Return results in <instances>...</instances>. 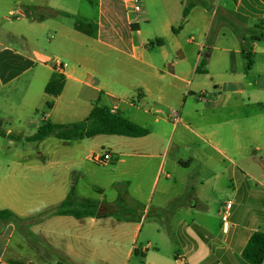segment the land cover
I'll return each mask as SVG.
<instances>
[{
    "label": "crops",
    "instance_id": "obj_1",
    "mask_svg": "<svg viewBox=\"0 0 264 264\" xmlns=\"http://www.w3.org/2000/svg\"><path fill=\"white\" fill-rule=\"evenodd\" d=\"M37 1L17 0L16 7H10L2 16L5 21L15 20L17 25L0 31V93L7 90L5 95L10 96L12 91L25 90L28 93L36 88L39 98L33 111L42 110L44 105L52 103L47 113L42 111L43 122L51 117H54L53 123L56 124L82 121L90 114L94 101L100 99L112 111H120L131 121L143 126L144 124L135 120L136 115L131 112L135 99L126 101L120 90H110L99 84L100 82L96 83L89 64L94 61V43L97 41L105 46L103 49L125 56L124 63L131 60L142 66H134L143 74L142 81L138 84L142 90L138 89L136 93L138 110L144 114H151L153 111V126L158 127L157 132L149 130L150 133L144 137L123 136L138 140L126 139V142L137 143L133 154L130 153L132 157H137L141 148L150 149L149 153H142L141 156L154 159L161 157L159 167L157 168V161L154 164V176L149 178L145 173L137 172L132 182L128 180L132 200L139 202V197L145 193L150 194L158 186L166 162V158L163 159L166 153L162 151L168 149L175 140L185 149L192 147L187 158L175 159V166L189 169L203 152L213 150L219 160L227 165L221 173L205 178L200 186L214 182L218 187V180L229 178L235 188V179L238 181L235 154L242 149V136H246L250 148H260L257 142L262 129L257 118L264 115V0H191L196 1V5L190 8L186 20H183V12L191 1L181 0L179 9L175 2L170 4V1L164 2V7H154L152 10L145 5L139 11L144 15L145 21H151L154 17L164 18L166 21L163 36L167 40L155 36L158 37L157 47H148L149 42L141 40L139 19L127 15V3L119 0L125 5L128 26L126 34L120 33L114 26L107 30L110 35L108 39L101 34L103 27L99 28L97 34L90 25L80 27L81 24H77L73 28H56L59 40L52 37L51 44L57 50L42 47L38 38V34L51 28L52 17L43 21L32 19L27 15L26 8L54 9L65 12L68 16L78 15V12L53 4L45 7ZM176 23H179L177 27ZM230 23L238 29L233 34L235 39L227 44L222 38H226L225 34L230 35L228 32L233 29ZM213 29L216 32L211 36ZM12 41H17L20 48ZM112 41L120 46L112 45ZM207 49L210 50L205 66L207 72L201 74L197 69ZM155 50L158 52L154 53ZM247 53L252 54L251 66L248 65ZM64 59L66 62H62ZM55 61L63 64L62 70L54 67ZM55 74L65 77L62 92L52 96L45 88L38 91L36 84L42 87ZM197 75L199 78L208 76L215 83L213 88L222 87L221 90L211 92L210 83L207 86L194 84L195 80L199 81ZM69 91L72 97L68 95ZM202 91L206 92V96L199 99ZM171 110L178 111L181 118L179 123L173 121ZM34 124L37 128L42 125L37 119L31 122V125ZM94 155L97 154H91L92 160ZM117 161L124 162V159ZM251 194L254 201H264L261 191L255 190ZM97 202L98 207H105L108 211L110 204ZM200 205V201L196 200V204L187 205V210L195 209L200 214L201 211L196 210L202 208ZM223 206L219 211V223L216 227L213 228L204 220L197 221L192 218L190 223L180 221L176 226L177 230L171 232L169 238L162 237L164 243L176 240L174 244L178 248L174 252L173 260L166 261L157 255L150 257L149 250L153 247L151 241H147L142 248L143 258L140 264H249L243 259L242 251L254 232H264V217L254 214L251 208L253 214H248L247 219L241 223L229 220L228 230L224 232L221 218ZM2 210L7 209L0 208ZM9 211L25 219L23 214ZM65 217L69 216H52L49 219L64 221ZM45 221L33 226L27 225L25 221L18 226L13 221L0 219V264H65L63 253L69 257L76 256L77 248L70 244L65 247L57 236L44 235L40 231L42 239H33L32 228L42 226ZM140 225L141 222L133 224L124 220L120 225L111 228L118 227L124 235L131 234L129 239L134 240ZM157 228L159 227L156 230ZM158 234L162 235L160 230ZM124 240H128V237ZM109 244L116 245L114 238ZM136 251L132 246L126 251L125 258H132ZM107 264L115 263L109 261Z\"/></svg>",
    "mask_w": 264,
    "mask_h": 264
},
{
    "label": "rangeland",
    "instance_id": "obj_2",
    "mask_svg": "<svg viewBox=\"0 0 264 264\" xmlns=\"http://www.w3.org/2000/svg\"><path fill=\"white\" fill-rule=\"evenodd\" d=\"M166 1H170V4L175 2V6L179 9L181 0H140V6L143 8L146 5L152 10L154 7H164ZM16 2L17 0H0V31L17 25L15 20L9 22L2 18L10 7H16ZM37 2L45 7L53 4L78 12V15L74 16L70 14V16L52 17L51 28L38 34L39 44L47 49H58L51 44L52 37L59 40L56 28H73L77 24H81L80 27L90 25L97 34L99 28L103 27L101 34L106 39L110 36L107 32L109 27L114 26L123 34L128 31L125 5L119 0L111 2L109 0H38ZM126 6L127 15L139 19L142 29L141 40L148 41V47H157L155 43L158 37L155 36L165 38L163 36L165 19L154 17L151 21H145L144 15L135 11L133 4L127 3ZM41 11L46 13L50 9ZM178 24L176 23L175 27ZM166 31L169 32L168 27ZM212 32H216V29ZM230 32H228L230 35L225 34L226 38H222L227 44L235 39L233 36L235 31L231 29ZM12 42L20 48L17 41ZM153 43L154 45H151ZM112 45L120 46L113 41ZM102 47L105 46L95 41L94 61L89 64L96 83L100 82L99 84L110 90H120L126 101L135 99V105L131 108L132 114L136 115L135 120L144 124L143 127L146 129L157 132L158 127L153 126L154 112L144 114L138 110L136 93L138 89L142 90L138 84L142 81L143 74L134 66L140 68L142 66L131 60L124 63L125 56L114 54ZM62 52L65 54L64 49ZM157 52L155 50L154 53ZM158 58L160 59L159 56ZM50 81L45 82L42 87L36 84L38 91L46 89ZM199 81L195 80L194 84L207 86L210 83L211 92L222 88H213L215 83L210 81L208 76H202ZM6 92L7 90L0 93V129L6 134V136L0 135V208L23 214L24 220H28L50 209L58 208L63 201L91 199L100 201L101 204L112 205L108 206V211L103 209L105 207L99 206L97 213L103 210L94 217L78 220L69 216L65 217L64 221L49 217L42 226L32 228L33 239H42L40 233L42 231L44 235L57 236L65 247L70 244L77 248L76 256L69 257L63 253L65 264H107L109 261L115 264H140L143 258L142 248L147 241H151L153 247L149 250L150 257L157 255L166 261H171L178 248L177 244H174L176 240H165L164 243L162 237L169 238V234L177 230L176 226L180 221L190 223L192 218L197 221L204 220L213 228L216 227L219 223L221 206L228 200L234 202L229 220L241 223L253 212L264 217V201H254L250 197L255 190L264 194V115L257 118L262 129L260 140L257 142L259 149L250 148L246 136H242V149L235 154L238 180L235 179V188L229 178L218 180L220 181L218 187L214 182L200 186V182L208 176L221 173L227 164L219 160L218 155L212 150L203 152L189 169L180 165L175 166L176 158H187L192 152V147L185 149L175 140L168 149L162 151L166 153L163 158H166V162L158 186L150 194L145 193L139 197V202H135L129 195L128 180L132 182L137 172L145 173L149 178L154 176V164L157 161L158 168L161 157L154 159L141 156L142 153L150 152L148 148H141L140 154L132 157L130 153L133 154L137 143L126 142V139L138 140L118 135H98L85 140L72 141H63L51 136L40 142L27 141V138L34 135L39 128L35 124L31 125V122L37 119L39 124H42V111L47 113L49 108L44 105L42 110L33 111V106L38 103L39 98L36 88L28 93L25 90L12 91L10 96H6ZM68 95L72 97L70 91ZM96 102L97 99L94 103ZM100 104L104 105V100ZM53 118L47 121L53 123ZM105 151H111L116 156L114 155L113 160L106 164L96 163L91 159L92 153L101 155ZM117 159H124V162H118ZM196 200L202 205V208L196 209L198 212L201 211L200 214L195 209L187 210V205L196 204ZM261 206L262 209L259 208ZM251 208L253 212L250 211ZM195 213L197 214L194 215ZM124 220L133 224L141 222L136 239H129L132 235H124L118 227L111 228L120 225ZM14 223L20 225V222ZM156 227L159 228L156 230ZM159 230L162 235L158 234ZM126 237L128 240L125 241ZM113 238L116 245L111 246L109 242ZM132 246L137 251L132 258L126 259V251Z\"/></svg>",
    "mask_w": 264,
    "mask_h": 264
},
{
    "label": "trees",
    "instance_id": "obj_3",
    "mask_svg": "<svg viewBox=\"0 0 264 264\" xmlns=\"http://www.w3.org/2000/svg\"><path fill=\"white\" fill-rule=\"evenodd\" d=\"M196 5V1H191L183 12V20H186L190 8ZM27 15L32 19L43 21L45 19L61 15L68 16L67 13L50 9L48 12H43L39 9L32 7L26 8ZM234 31L237 27L230 23ZM181 28V26H180ZM213 32L211 33L212 36ZM158 40L155 44H157ZM151 45H154L151 44ZM210 50L207 49L205 55L202 57L200 65L197 69L198 73H206L205 66L207 65ZM248 65L253 64L251 53H247ZM65 77L63 75L55 74L46 87V92L57 96L64 87ZM48 108L52 103H47ZM149 130L145 127L129 120L120 111H112L106 105L100 104V99L94 103L90 114L86 119L69 124H56L50 121H45L38 128L37 132L28 137L27 141H43L48 137L54 136L55 138L63 141L72 140H85L93 138L98 135H118L130 138H140L147 136ZM0 135L6 136L5 132L0 129ZM179 200V199H178ZM137 205L139 203H136ZM174 205V204H173ZM98 202L95 200L87 199L84 201H63L58 208L50 209L38 216L29 218L28 220L21 219L15 213L9 210L0 211V219L9 220L13 222H25L27 225H35L45 221L52 216H72L76 219L82 220L86 217H94L98 211ZM242 257L249 264H263L264 262V232L256 231L249 238L245 248L242 251Z\"/></svg>",
    "mask_w": 264,
    "mask_h": 264
},
{
    "label": "built area",
    "instance_id": "obj_4",
    "mask_svg": "<svg viewBox=\"0 0 264 264\" xmlns=\"http://www.w3.org/2000/svg\"><path fill=\"white\" fill-rule=\"evenodd\" d=\"M126 3H131L134 6L135 11L139 12L141 11V6H140V0H124ZM54 67L57 68L58 70H62L63 64L60 61H55ZM206 96V92L202 91L199 93V99H204ZM171 117L175 123H179L181 118L176 110H171ZM114 155L110 151H105L101 155H94L93 156V161L96 163H104L106 164L107 162L113 160ZM233 207V202L228 201L222 209V222H223V231L227 232L228 226H229V218H230V213Z\"/></svg>",
    "mask_w": 264,
    "mask_h": 264
},
{
    "label": "water",
    "instance_id": "obj_5",
    "mask_svg": "<svg viewBox=\"0 0 264 264\" xmlns=\"http://www.w3.org/2000/svg\"><path fill=\"white\" fill-rule=\"evenodd\" d=\"M100 208H103V207H100ZM103 209H105V208H103ZM103 209H101L97 214L99 215V213H100Z\"/></svg>",
    "mask_w": 264,
    "mask_h": 264
}]
</instances>
